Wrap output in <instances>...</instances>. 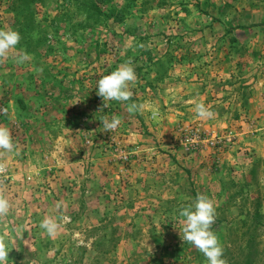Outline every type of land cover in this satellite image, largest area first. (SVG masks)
<instances>
[{
	"label": "rangeland",
	"instance_id": "1",
	"mask_svg": "<svg viewBox=\"0 0 264 264\" xmlns=\"http://www.w3.org/2000/svg\"><path fill=\"white\" fill-rule=\"evenodd\" d=\"M0 28L22 36L0 59L8 264H207L180 234L198 193L228 264H264V0H0ZM129 60L131 99L103 107L98 80Z\"/></svg>",
	"mask_w": 264,
	"mask_h": 264
},
{
	"label": "clouds",
	"instance_id": "2",
	"mask_svg": "<svg viewBox=\"0 0 264 264\" xmlns=\"http://www.w3.org/2000/svg\"><path fill=\"white\" fill-rule=\"evenodd\" d=\"M22 36L19 31L14 29L0 28V59H5L21 41ZM32 59L26 51H22L16 57L18 63H23ZM137 80L135 67L129 60L120 64L108 75L102 76L97 82V95L104 101L103 107H107V101H129L133 95L130 84ZM193 104L191 109L196 117L201 120L212 119L215 113L203 101H187ZM140 105L139 108H142ZM138 108L133 102L129 105L128 111L134 112ZM6 111V110H5ZM102 111V110H101ZM156 113H153L155 117ZM102 126L106 130H114L120 124L118 116L113 115L111 119L104 116L101 119ZM15 148V143L8 127L0 126V149L11 152ZM6 171V165L0 163V173ZM63 206V202H57V208ZM13 205L3 192H0V218L6 217ZM179 217L182 218V240L196 247L206 258L207 264H228L225 257V249L218 235L212 230V225L216 219L215 201L204 193H198L194 202L182 205L179 208ZM70 221V217L65 215L60 218L46 216L40 222V228L50 238L59 235L64 223ZM20 229H17L19 233ZM10 242L6 236H0V264H8L10 253Z\"/></svg>",
	"mask_w": 264,
	"mask_h": 264
},
{
	"label": "trees",
	"instance_id": "3",
	"mask_svg": "<svg viewBox=\"0 0 264 264\" xmlns=\"http://www.w3.org/2000/svg\"><path fill=\"white\" fill-rule=\"evenodd\" d=\"M116 21H121V20H123V17H116Z\"/></svg>",
	"mask_w": 264,
	"mask_h": 264
}]
</instances>
